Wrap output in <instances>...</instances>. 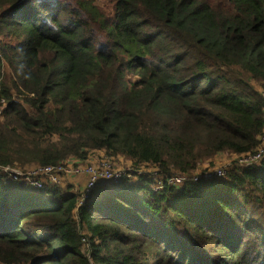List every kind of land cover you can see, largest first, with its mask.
Wrapping results in <instances>:
<instances>
[{
	"label": "trees",
	"instance_id": "trees-1",
	"mask_svg": "<svg viewBox=\"0 0 264 264\" xmlns=\"http://www.w3.org/2000/svg\"><path fill=\"white\" fill-rule=\"evenodd\" d=\"M104 2L0 0V165L95 150L166 178L256 150L264 0ZM155 182L99 183L77 205L0 176V264H264V157Z\"/></svg>",
	"mask_w": 264,
	"mask_h": 264
},
{
	"label": "built area",
	"instance_id": "built-area-1",
	"mask_svg": "<svg viewBox=\"0 0 264 264\" xmlns=\"http://www.w3.org/2000/svg\"><path fill=\"white\" fill-rule=\"evenodd\" d=\"M259 93L264 99V90H259ZM264 111V108H263ZM259 145L253 153L246 154H229L232 159L227 166L231 168L249 166L258 162L264 157V119L262 123L261 134L258 137ZM95 151L90 152L86 158L80 160L76 158H69L57 165L47 166H30L21 168L12 165H0V176H3L11 182H22L26 184L29 189L35 191L44 190L47 187H61L63 183L71 182L70 180H80L79 183L74 184L75 192L78 194L77 205L83 204L88 198L94 187L99 183H117L123 178H135L137 175H151L155 178V184L152 187L153 191L160 190L163 186H180L185 182H195L198 179H213L223 178L227 173V168H210L207 167L203 171H196L192 175H173L170 177H159L155 169L150 168L146 171H138L131 167V170L123 171L116 169L115 159L108 157L106 154L95 155ZM95 152V153H99ZM219 155V154H218ZM223 155V154H220Z\"/></svg>",
	"mask_w": 264,
	"mask_h": 264
},
{
	"label": "rangeland",
	"instance_id": "rangeland-1",
	"mask_svg": "<svg viewBox=\"0 0 264 264\" xmlns=\"http://www.w3.org/2000/svg\"><path fill=\"white\" fill-rule=\"evenodd\" d=\"M95 2L99 5V6H104V4H105V2H104V0H95ZM5 65V67H6V70H7V65L6 64H4ZM255 85V87H257L258 89H262V90H264V87L263 86H261L260 84H254ZM13 96L16 98V100H17V94H13ZM93 151H95V150H93ZM93 151H91V152H93ZM95 152H98V151H95ZM94 152V154H96ZM100 152H102L103 154H105L103 151H100ZM213 160H214V165H213V167H211V166H208V165H203L202 167H200V169H199V171H203V170H205L207 167H210V168H224V167H226L227 168V170H229L231 167L230 166H227V165H229L230 163H231V161H232V159L230 158V156H229V154H223V155H217V156H215L214 158H213ZM114 164H115V167H116V169H120V170H123V171H129V170H131V167H132V165H130V163H127L126 161H123V160H118V161H114ZM134 169H137L139 172L141 171H146V170H149L151 167H147V166H139V167H133ZM75 183L74 182H67V183H63V186H61V188H72L75 192H77L78 191V187L75 189V185H74Z\"/></svg>",
	"mask_w": 264,
	"mask_h": 264
},
{
	"label": "crops",
	"instance_id": "crops-1",
	"mask_svg": "<svg viewBox=\"0 0 264 264\" xmlns=\"http://www.w3.org/2000/svg\"><path fill=\"white\" fill-rule=\"evenodd\" d=\"M100 154H102V152L96 153L95 155H100ZM83 179H80V180L74 179V180H70V181L74 182L76 184V183H79V181H83Z\"/></svg>",
	"mask_w": 264,
	"mask_h": 264
}]
</instances>
